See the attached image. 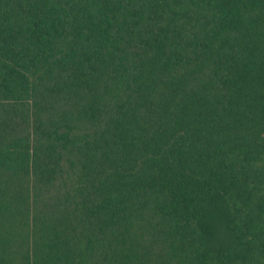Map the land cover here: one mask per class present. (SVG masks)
I'll return each instance as SVG.
<instances>
[{
  "label": "trees",
  "instance_id": "16d2710c",
  "mask_svg": "<svg viewBox=\"0 0 264 264\" xmlns=\"http://www.w3.org/2000/svg\"><path fill=\"white\" fill-rule=\"evenodd\" d=\"M0 264H264V0H0Z\"/></svg>",
  "mask_w": 264,
  "mask_h": 264
}]
</instances>
